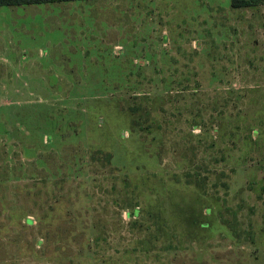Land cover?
<instances>
[{
  "label": "rangeland",
  "instance_id": "374dc122",
  "mask_svg": "<svg viewBox=\"0 0 264 264\" xmlns=\"http://www.w3.org/2000/svg\"><path fill=\"white\" fill-rule=\"evenodd\" d=\"M0 264H264V2L0 7Z\"/></svg>",
  "mask_w": 264,
  "mask_h": 264
},
{
  "label": "trees",
  "instance_id": "16d2710c",
  "mask_svg": "<svg viewBox=\"0 0 264 264\" xmlns=\"http://www.w3.org/2000/svg\"><path fill=\"white\" fill-rule=\"evenodd\" d=\"M76 1L82 2V1H95V0H0V7L58 4V3H67V2H76ZM263 2L264 0H231V6L234 9H242V8L260 5Z\"/></svg>",
  "mask_w": 264,
  "mask_h": 264
},
{
  "label": "crops",
  "instance_id": "0c3cea01",
  "mask_svg": "<svg viewBox=\"0 0 264 264\" xmlns=\"http://www.w3.org/2000/svg\"><path fill=\"white\" fill-rule=\"evenodd\" d=\"M104 35H108V34H104ZM105 37V36H104ZM111 37H113L115 40H118L119 38V36H116V35H108V39H107V41H109L110 40V38ZM136 41V40H135ZM99 42H100V40H99ZM109 43V42H108ZM135 47V46H134ZM116 49H119V46H117V47H115Z\"/></svg>",
  "mask_w": 264,
  "mask_h": 264
}]
</instances>
